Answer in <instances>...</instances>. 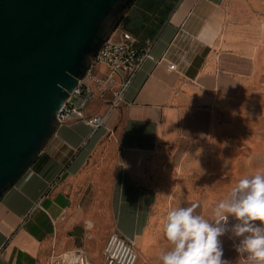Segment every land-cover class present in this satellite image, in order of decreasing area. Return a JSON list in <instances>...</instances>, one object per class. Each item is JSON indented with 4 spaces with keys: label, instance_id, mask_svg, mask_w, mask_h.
<instances>
[{
    "label": "crops",
    "instance_id": "crops-1",
    "mask_svg": "<svg viewBox=\"0 0 264 264\" xmlns=\"http://www.w3.org/2000/svg\"><path fill=\"white\" fill-rule=\"evenodd\" d=\"M156 32L152 58L105 126L59 125L0 198V264H48L77 247L106 264L112 233L133 243L136 264H152L167 213L192 205L177 200V163L210 139L218 103L258 69L264 23L238 20L232 0H179ZM93 101L88 115L108 111Z\"/></svg>",
    "mask_w": 264,
    "mask_h": 264
},
{
    "label": "water",
    "instance_id": "water-1",
    "mask_svg": "<svg viewBox=\"0 0 264 264\" xmlns=\"http://www.w3.org/2000/svg\"><path fill=\"white\" fill-rule=\"evenodd\" d=\"M122 1L0 0V198L56 132L59 109L110 33L105 20L135 0Z\"/></svg>",
    "mask_w": 264,
    "mask_h": 264
},
{
    "label": "rangeland",
    "instance_id": "rangeland-1",
    "mask_svg": "<svg viewBox=\"0 0 264 264\" xmlns=\"http://www.w3.org/2000/svg\"><path fill=\"white\" fill-rule=\"evenodd\" d=\"M175 4L176 0H157L152 7L149 2L137 0L116 28L132 31L136 23L127 26L130 19L158 28L167 10ZM232 5L238 20L258 19L264 23V0H232ZM150 7L153 9L149 10ZM137 35L142 37L144 31ZM262 47V62L249 76L245 88L238 94L224 97L215 108V129L210 139L196 142L177 163V200L198 202V215L210 223H215L217 205L228 198L240 178L264 171V39ZM108 143H105L107 148ZM229 221L237 222L230 215ZM221 239L224 259L232 264H243V257L233 247L239 238L229 233ZM170 247L165 238L157 241L151 263L160 264L159 253Z\"/></svg>",
    "mask_w": 264,
    "mask_h": 264
},
{
    "label": "clouds",
    "instance_id": "clouds-1",
    "mask_svg": "<svg viewBox=\"0 0 264 264\" xmlns=\"http://www.w3.org/2000/svg\"><path fill=\"white\" fill-rule=\"evenodd\" d=\"M197 207L193 202L167 213L163 233L171 247L159 253L160 264H232L221 239L229 233L239 238L233 247L243 264H264V171L238 180L217 205L215 223L194 215ZM229 215L237 222L230 223Z\"/></svg>",
    "mask_w": 264,
    "mask_h": 264
},
{
    "label": "built area",
    "instance_id": "built-area-1",
    "mask_svg": "<svg viewBox=\"0 0 264 264\" xmlns=\"http://www.w3.org/2000/svg\"><path fill=\"white\" fill-rule=\"evenodd\" d=\"M156 36L142 43L128 29L117 27L106 37L105 42L92 59L91 65L79 85L70 92L59 109L56 118L59 125L82 121L93 130L105 126L110 113L119 106L134 77L146 59L152 58L151 49ZM164 59V58H161ZM169 70H177L178 64L169 61ZM102 100L108 111L88 115L86 108L95 100ZM106 264H136L137 253L131 241L118 233H112L104 247ZM48 264H92L87 251L77 247L63 253L53 252Z\"/></svg>",
    "mask_w": 264,
    "mask_h": 264
},
{
    "label": "trees",
    "instance_id": "trees-1",
    "mask_svg": "<svg viewBox=\"0 0 264 264\" xmlns=\"http://www.w3.org/2000/svg\"><path fill=\"white\" fill-rule=\"evenodd\" d=\"M178 1L179 0H176V2H178ZM144 2H149V3H151V6L154 7L157 3V0H144ZM152 7L148 8V9L151 10V9H153ZM172 9L173 8L167 10L165 16H167V14H169L172 11ZM142 10H145L147 12L149 11L147 9H142ZM116 19H117V17L114 14H111L104 24L103 31L108 32L111 28H113ZM121 21H123V20H121ZM160 21L162 23L163 19ZM131 23H136L135 25L133 24L134 26L131 27L132 32H134L135 34L136 33L139 34L140 32L144 31V35L141 37L142 40L153 39L157 34V32H156L157 28L148 27V25H145V23H140L136 19H130V22L127 23V26H130Z\"/></svg>",
    "mask_w": 264,
    "mask_h": 264
},
{
    "label": "flooded vegetation",
    "instance_id": "flooded-vegetation-1",
    "mask_svg": "<svg viewBox=\"0 0 264 264\" xmlns=\"http://www.w3.org/2000/svg\"><path fill=\"white\" fill-rule=\"evenodd\" d=\"M136 1H137V0L134 1V3L132 4V6H131L128 10H131V8L134 6V4H135ZM142 1H143V0H142ZM124 2H125V0H123V1L121 2V4H123ZM119 6H120V5H119ZM128 10H127V11H128ZM125 13H126V12H125ZM125 13H124L123 11L118 10V11H115L114 13H112V14H114V15L117 17V19L120 18V17L122 16V20H123V16H124ZM108 18H109V17H108ZM108 18H107V19H108ZM107 19H106V20H107ZM117 19H116V20H117ZM106 20H105V22H106ZM105 22H104V24H105ZM104 24H103V28H104Z\"/></svg>",
    "mask_w": 264,
    "mask_h": 264
}]
</instances>
